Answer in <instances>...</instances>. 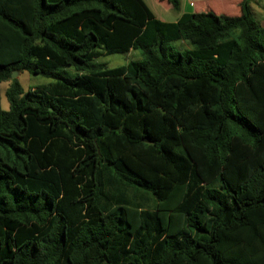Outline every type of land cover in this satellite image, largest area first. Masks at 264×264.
Wrapping results in <instances>:
<instances>
[{"label": "trees", "instance_id": "trees-1", "mask_svg": "<svg viewBox=\"0 0 264 264\" xmlns=\"http://www.w3.org/2000/svg\"><path fill=\"white\" fill-rule=\"evenodd\" d=\"M233 2L0 0V264H264V27Z\"/></svg>", "mask_w": 264, "mask_h": 264}, {"label": "rangeland", "instance_id": "rangeland-1", "mask_svg": "<svg viewBox=\"0 0 264 264\" xmlns=\"http://www.w3.org/2000/svg\"><path fill=\"white\" fill-rule=\"evenodd\" d=\"M144 1L158 19L167 22H174L180 16L181 11L174 10L169 6V4L166 1H160V0H144ZM180 1H181V8H183L182 10L184 11L187 2L189 3L190 0H180ZM222 2L223 0H221V2H218L216 0H206V1L202 0V2L198 3V9L199 10L205 9L207 7L206 4L208 3V5L213 7L216 11L224 10L226 13L236 14V7L233 0H232V4H228V6L227 4H224ZM250 5L252 7V17L254 18L255 21H257L259 25L264 27V0H250ZM175 45L180 49H185L190 47V44L186 41L176 42ZM141 57L142 56L139 51L131 50L128 53H115L108 56H103L98 59V62L106 63L109 67H114V66L126 64L131 60H138ZM69 71L71 73H74L72 69H69ZM16 79H18L21 82L25 90L35 87L38 84L48 83L53 81V78L51 77H47L44 75H32L27 71L24 72L18 71ZM10 84H11L10 81L0 83L1 106L4 110H8L10 107L6 95Z\"/></svg>", "mask_w": 264, "mask_h": 264}, {"label": "crops", "instance_id": "crops-1", "mask_svg": "<svg viewBox=\"0 0 264 264\" xmlns=\"http://www.w3.org/2000/svg\"><path fill=\"white\" fill-rule=\"evenodd\" d=\"M198 1H200V0H190L189 1V3L187 2V4H186V6H185V8H184V11L182 10L183 8H181V13H180V15H182V13H184V12H191V11H193V10H195L194 8H195V6L197 5V3H198ZM180 17V16H179ZM179 19V18H178ZM177 19V20H178ZM263 27V26H262Z\"/></svg>", "mask_w": 264, "mask_h": 264}, {"label": "water", "instance_id": "water-1", "mask_svg": "<svg viewBox=\"0 0 264 264\" xmlns=\"http://www.w3.org/2000/svg\"><path fill=\"white\" fill-rule=\"evenodd\" d=\"M17 74H18V71H14L12 74V78H16Z\"/></svg>", "mask_w": 264, "mask_h": 264}]
</instances>
